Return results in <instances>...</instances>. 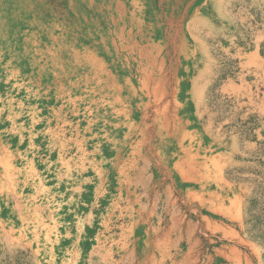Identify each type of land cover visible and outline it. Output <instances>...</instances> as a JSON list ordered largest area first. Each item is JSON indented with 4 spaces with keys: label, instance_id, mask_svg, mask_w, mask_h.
I'll use <instances>...</instances> for the list:
<instances>
[{
    "label": "rangeland",
    "instance_id": "374dc122",
    "mask_svg": "<svg viewBox=\"0 0 264 264\" xmlns=\"http://www.w3.org/2000/svg\"><path fill=\"white\" fill-rule=\"evenodd\" d=\"M0 264H264V0H0Z\"/></svg>",
    "mask_w": 264,
    "mask_h": 264
},
{
    "label": "bare ground",
    "instance_id": "6f19581e",
    "mask_svg": "<svg viewBox=\"0 0 264 264\" xmlns=\"http://www.w3.org/2000/svg\"><path fill=\"white\" fill-rule=\"evenodd\" d=\"M8 169H9V167H8Z\"/></svg>",
    "mask_w": 264,
    "mask_h": 264
}]
</instances>
